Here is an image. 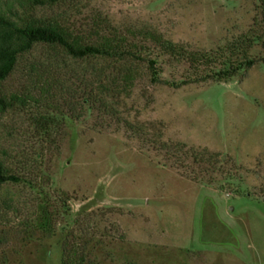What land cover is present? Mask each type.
<instances>
[{"label": "rangeland", "instance_id": "rangeland-1", "mask_svg": "<svg viewBox=\"0 0 264 264\" xmlns=\"http://www.w3.org/2000/svg\"><path fill=\"white\" fill-rule=\"evenodd\" d=\"M34 14L85 41L99 16L131 39L130 30H150L194 52L246 37L254 44L249 58H264V0H64ZM55 52L61 63L60 49L35 46L0 85V97L15 99L0 110V157L25 180L0 185V256L8 264H61L67 232L81 218L97 228L85 264H264V63L176 89L165 81L198 75L156 48L163 84L137 64L131 93L114 102L116 116L86 113L79 97L56 94L48 106L59 133L51 143L36 129L46 110L32 99L40 100L30 65ZM192 152L217 157L201 161ZM45 199L52 232L39 227Z\"/></svg>", "mask_w": 264, "mask_h": 264}, {"label": "trees", "instance_id": "trees-1", "mask_svg": "<svg viewBox=\"0 0 264 264\" xmlns=\"http://www.w3.org/2000/svg\"><path fill=\"white\" fill-rule=\"evenodd\" d=\"M63 1L0 0V85L12 75L20 60L39 44L58 48L64 56L60 63L61 57L55 52L56 55L46 61L30 65L31 84L39 93L40 100L31 98L38 105L45 104L46 110L44 114L35 117L36 129L39 130L40 137L46 138L47 142L52 143L59 133L60 120L53 115V110L48 106L51 105V100L53 102L57 99L56 94L66 92L72 99L79 97L78 105H82L86 113L116 116L114 102L131 93L136 82L137 64L146 63L152 83L163 84L159 65L160 55L188 63L190 69L198 75L194 79H186L180 83L165 81L164 84L176 89L208 80L217 82L229 80L250 70L256 64L264 63V58H249V52L254 44L253 40L246 37H240L216 51L194 52L150 30L139 31L137 34L130 30L129 33L134 36L131 39L129 34H122L107 19L99 16L94 20L92 41H85L60 21L41 18L34 14L38 6L55 5ZM140 36L154 43L155 47H148L145 41L137 42L136 39ZM156 48L159 49L160 55H155ZM67 61H82L88 63V66L70 69ZM97 61L105 62L107 65H94ZM221 62L222 67L213 71ZM14 102L15 99L9 96L0 97V110L6 111L14 107ZM73 106L76 108V105L71 104L70 109L76 110ZM124 123L129 131L135 132L137 136L141 135V127L128 121ZM159 149L167 148L162 144ZM178 150L181 151L182 148ZM191 154L201 161H205L208 156V159L215 161L217 157L215 154L207 155L206 152ZM24 181V178L0 157V185L20 184ZM43 203L45 206L39 218V227L46 232H52L51 212L48 209L50 204L46 199ZM4 204L8 208L12 207L9 202ZM74 225L76 231L67 232L62 244L61 264H85L89 246L96 236L97 228L92 227L90 221L86 223L85 220L78 218ZM3 242L4 239L0 237V246ZM0 264H8V259L0 256Z\"/></svg>", "mask_w": 264, "mask_h": 264}]
</instances>
